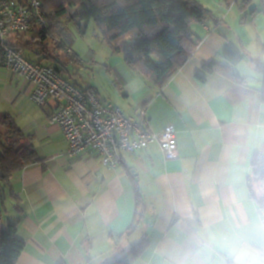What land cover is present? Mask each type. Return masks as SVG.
Returning a JSON list of instances; mask_svg holds the SVG:
<instances>
[{"label": "crops", "instance_id": "1", "mask_svg": "<svg viewBox=\"0 0 264 264\" xmlns=\"http://www.w3.org/2000/svg\"><path fill=\"white\" fill-rule=\"evenodd\" d=\"M195 1L213 17L190 25L195 54L163 88L124 58L108 66L114 97L78 82L126 114L144 107L155 132L173 125L176 160L166 161L157 143L124 154L116 169L95 155L69 158L64 133L50 121L55 102L36 106L27 81L0 63V134L8 131L5 121L13 123L41 159L0 182V231L16 224L24 243L16 264H111L141 242L133 264H216L226 254L218 243L236 249L227 264H248L245 245L264 252L257 212L264 184L252 177L253 156L264 155V73L257 68L264 66V6ZM30 36L11 32L7 42L23 47ZM228 48L243 55L230 66L242 80L215 71L200 82L195 75L203 65H226Z\"/></svg>", "mask_w": 264, "mask_h": 264}, {"label": "trees", "instance_id": "2", "mask_svg": "<svg viewBox=\"0 0 264 264\" xmlns=\"http://www.w3.org/2000/svg\"><path fill=\"white\" fill-rule=\"evenodd\" d=\"M3 1L0 0V4ZM41 9L47 26L36 20L30 21L29 29L23 33L31 36L23 47H17L22 48L26 57L34 62L53 64L75 86L81 85L66 76L67 64L62 57L63 50L71 52L68 49L72 42L70 24L74 23L80 34L85 36L89 25L94 22L111 49L122 55L129 67L163 88L195 54L197 44L190 25L193 22L205 23L213 17L195 0H42ZM72 9L74 11L70 13ZM223 59L226 65L212 61L203 65L195 77L204 82L208 75L217 71L241 81V75L230 67L242 61L240 50L226 49ZM257 68L264 73V66ZM3 124L8 131L0 134V182L5 183L18 171L41 159L29 136L9 121ZM252 169L253 179L264 184L263 154L255 153ZM135 193L139 205L141 196L137 186ZM17 230V225L11 223L0 231V264L17 263L24 249V243L16 236ZM142 246V242L135 245L111 264H133Z\"/></svg>", "mask_w": 264, "mask_h": 264}, {"label": "built area", "instance_id": "3", "mask_svg": "<svg viewBox=\"0 0 264 264\" xmlns=\"http://www.w3.org/2000/svg\"><path fill=\"white\" fill-rule=\"evenodd\" d=\"M41 8L42 0H4L0 4V63L27 81L30 100L36 106L55 102L50 121L64 133L69 146L66 156L95 155L104 167L116 169L122 165L124 154L157 143L166 161L178 159L177 130L173 125L155 132L150 129L144 107L135 115L126 114L121 106L101 99L93 89L69 82L53 64L34 62L22 48L7 42L8 34L27 31L32 20L46 27ZM257 212L264 229V205Z\"/></svg>", "mask_w": 264, "mask_h": 264}, {"label": "rangeland", "instance_id": "4", "mask_svg": "<svg viewBox=\"0 0 264 264\" xmlns=\"http://www.w3.org/2000/svg\"><path fill=\"white\" fill-rule=\"evenodd\" d=\"M73 11L72 9L70 13ZM69 28L72 32V42L68 49L72 52L68 53L67 49L62 51V57L67 64V75H70L75 82L98 89L105 98L114 97L117 94V86L108 66L109 63L124 57L111 49L102 31L97 29L94 22L89 25L85 36L80 34L74 23L70 24Z\"/></svg>", "mask_w": 264, "mask_h": 264}, {"label": "clouds", "instance_id": "5", "mask_svg": "<svg viewBox=\"0 0 264 264\" xmlns=\"http://www.w3.org/2000/svg\"><path fill=\"white\" fill-rule=\"evenodd\" d=\"M262 245H264V239L259 241ZM217 246L223 250V253L226 254H235L236 249H234L230 244L227 243H218ZM221 254L218 256V260L216 264H227V255ZM244 254H247L250 257L248 264H264V252L255 247H249L245 245ZM241 255H236V260H240Z\"/></svg>", "mask_w": 264, "mask_h": 264}]
</instances>
